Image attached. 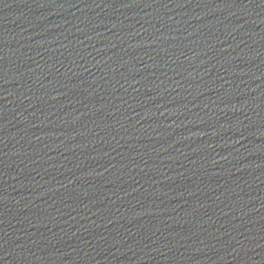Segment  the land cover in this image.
Segmentation results:
<instances>
[{
  "label": "water",
  "instance_id": "1",
  "mask_svg": "<svg viewBox=\"0 0 264 264\" xmlns=\"http://www.w3.org/2000/svg\"><path fill=\"white\" fill-rule=\"evenodd\" d=\"M0 264H264V0H0Z\"/></svg>",
  "mask_w": 264,
  "mask_h": 264
}]
</instances>
